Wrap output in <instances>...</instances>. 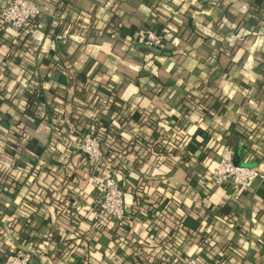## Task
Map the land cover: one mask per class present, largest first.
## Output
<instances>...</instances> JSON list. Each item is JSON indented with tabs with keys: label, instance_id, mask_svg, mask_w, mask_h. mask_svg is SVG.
<instances>
[{
	"label": "crops",
	"instance_id": "obj_1",
	"mask_svg": "<svg viewBox=\"0 0 264 264\" xmlns=\"http://www.w3.org/2000/svg\"><path fill=\"white\" fill-rule=\"evenodd\" d=\"M33 1L29 28L0 24V261L264 264V176L245 191L208 181L225 146L264 169V0ZM111 15L166 33L165 49L138 47L136 29L101 34ZM92 120L120 134L97 168L73 146ZM108 174L126 219L100 228Z\"/></svg>",
	"mask_w": 264,
	"mask_h": 264
},
{
	"label": "built area",
	"instance_id": "obj_2",
	"mask_svg": "<svg viewBox=\"0 0 264 264\" xmlns=\"http://www.w3.org/2000/svg\"><path fill=\"white\" fill-rule=\"evenodd\" d=\"M40 15V9L33 0H3L0 7V24L16 29H27ZM136 44H145L159 49L165 48L164 32L152 27H140L134 37ZM73 146L84 153L89 160H98L103 156L101 144L96 135V125L90 123L86 131L73 141ZM234 150L223 147L215 165L210 171L208 181L213 187H230L236 191H245L255 180L262 179L264 169L255 166H238L233 161ZM100 195L94 200L95 218H104L118 226L125 224V201L122 185L112 175L106 176L100 185ZM31 254L20 250L8 254L0 264H29ZM181 264H201L196 257L188 256Z\"/></svg>",
	"mask_w": 264,
	"mask_h": 264
},
{
	"label": "trees",
	"instance_id": "obj_3",
	"mask_svg": "<svg viewBox=\"0 0 264 264\" xmlns=\"http://www.w3.org/2000/svg\"><path fill=\"white\" fill-rule=\"evenodd\" d=\"M116 16L115 15H111V18L108 20V21H106L105 23H104V26L100 29V33L101 34H109L112 30H115L116 28L120 31V33H121V35H123L124 33H126V32H130V34H132L133 35V31L136 29V27L135 26H130V27H124L122 24H121V22H119L116 18H115ZM137 30V29H136ZM155 30H157V31H160V30H158V29H155ZM164 40H165V47H166V43H167V38H166V33H164ZM165 49V48H164ZM164 49H162V50H164ZM155 55H157V54H155ZM82 78V80H85V77H81ZM32 92H34V94L36 93L37 94V92L36 91H32ZM88 93V92H87ZM99 98H100V100L101 99H103L101 96H99ZM38 99H40V98H38L37 97V100H36V105H35V110L33 111V110H31V109H29V108H26V110H25V114L26 113H28L29 115H30V117L33 119V122H32V124H38L39 122H42L44 119H45V116H46V114H45V111L43 110V108H40V107H38V105H39V101H41V100H38ZM91 102H94V103H96L97 102V97L95 96H93V98H92V100H91ZM112 106H110V108H111ZM131 111H133V113H135L134 111H136V109H133V110H131ZM162 121H164V126H163V128H166V129H168L169 130V128L170 127H166V117H164L163 119H162ZM108 122L109 121H106V120H92V121H89L88 122V125L90 124V123H93V124H95L96 125V135L98 136V138H99V140H100V144H101V149H102V151H104V149L105 148H108L109 146L110 147H112V149L113 150H115L114 148H115V146L118 144V145H120L119 143L120 142H117V140H116V138H118L119 136H120V134H117V132L114 130V129H112V128H110L109 126H108ZM177 126V129L180 131V133H181V135H184V133H183V130H182V128H181V126H178V125H176ZM82 131L80 130L79 131V133H81ZM180 135V136H181ZM163 140H164V142H166V140H167V137H163L162 138ZM13 140V139H12ZM22 140H23V146L26 148V149H28V147H29V149L30 150H32V148L33 147H35V148H37L36 149V151H39V149H38V145H37V140L35 139V137H33L32 135H29V134H25L24 136H22ZM18 143H19V141L18 140H16V139H14L13 141H12V147H16L17 145H18ZM22 143V142H21ZM11 149V148H10ZM13 149V148H12ZM11 149V150H12ZM117 149V148H116ZM218 149L220 150V148L218 147ZM217 149V150H218ZM218 150V151H219ZM13 151V150H12ZM81 152V151H80ZM38 153V152H37ZM82 153V152H81ZM84 154V153H83ZM220 154V153H219ZM219 154H218V156H219ZM85 155V154H84ZM179 155H181V157H183V154H181V152H180V154ZM86 156V155H85ZM253 156L254 155H251V157H249V159H248V161H250V159L252 158V160H253ZM86 158H87V156H86ZM218 158V157H217ZM216 158V159H217ZM88 159V158H87ZM212 161H213V159H211ZM88 161L90 162V164H92V165H94L96 168L97 167H99V165H100V162L102 161V158L101 159H98V160H89L88 159ZM113 171V172H112ZM114 170H111V172H110V174H113L114 175ZM117 173V172H116ZM110 174H108V175H110ZM108 175H105L104 176V178L106 177V176H108ZM115 177H116V175H115ZM103 178V179H104ZM103 179L100 181V182H102L103 181ZM100 184V183H99ZM228 210V207L227 206H223L222 207V209H221V215H224V213H226V211ZM26 219H27V217H24V219H23V221L22 222H20V224L21 225H24L25 223H26ZM99 220H100V228L101 227H103L104 225H106L107 223H109L110 222V220H108V219H104V218H99ZM115 225H117L116 223H115ZM21 231H24L23 229H21ZM13 253V252H12ZM1 262V261H0Z\"/></svg>",
	"mask_w": 264,
	"mask_h": 264
},
{
	"label": "water",
	"instance_id": "obj_4",
	"mask_svg": "<svg viewBox=\"0 0 264 264\" xmlns=\"http://www.w3.org/2000/svg\"><path fill=\"white\" fill-rule=\"evenodd\" d=\"M203 1H206V0H203ZM138 47L146 48V49L152 50L153 52H157V53L162 52V50L159 48L148 46L145 44H138ZM240 151H241V148H240V146H238V148L236 149V151L234 153V157H233L234 164L238 165V166H255V163H248V162L241 161L240 160Z\"/></svg>",
	"mask_w": 264,
	"mask_h": 264
}]
</instances>
